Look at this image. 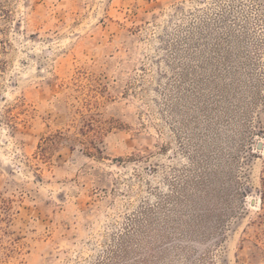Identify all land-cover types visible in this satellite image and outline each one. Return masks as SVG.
I'll list each match as a JSON object with an SVG mask.
<instances>
[{
	"label": "rangeland",
	"instance_id": "rangeland-1",
	"mask_svg": "<svg viewBox=\"0 0 264 264\" xmlns=\"http://www.w3.org/2000/svg\"><path fill=\"white\" fill-rule=\"evenodd\" d=\"M0 264H264V0H0Z\"/></svg>",
	"mask_w": 264,
	"mask_h": 264
}]
</instances>
